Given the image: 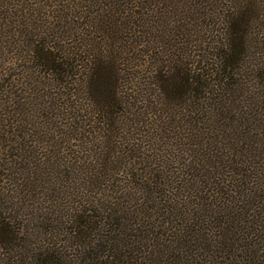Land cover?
Returning a JSON list of instances; mask_svg holds the SVG:
<instances>
[{"label": "trees", "instance_id": "1", "mask_svg": "<svg viewBox=\"0 0 264 264\" xmlns=\"http://www.w3.org/2000/svg\"><path fill=\"white\" fill-rule=\"evenodd\" d=\"M253 1L237 0L222 13L221 41L201 56L192 73L171 67L172 79L165 83L157 79L167 110L174 107L191 114L194 131L202 125V141L193 149L190 163L181 168L156 167V161L143 162L138 157V168L102 166L103 157L109 162V155L130 141L126 136L117 143V135L112 136L123 125L122 113L115 108L119 100L110 92L95 102L92 113L86 112L88 117L83 115L76 84L70 81L77 67L83 68L84 59L90 65L95 59L76 53L55 55L52 50L61 47H44L36 41L34 65L52 76L62 93L67 92L73 121L97 124V131L104 134L100 142L105 152L91 156L98 167L63 172L64 178L77 175L84 180L85 195L79 193L70 200L65 191L52 189L51 246L28 250L22 228L14 227V217L0 216V264H264V187L247 188L251 177L264 181V98L256 99L262 119L247 116L238 121L236 113L242 110L244 114L247 107L239 105L251 100L241 88L244 71L264 88V6L258 10ZM178 56L175 61L184 67L179 52ZM98 75L109 81L113 72L104 65ZM210 111L230 121L214 128L231 142L227 149L205 137L209 129L203 126L211 127ZM75 125L70 134L82 136L85 131ZM135 125L148 126L141 120ZM131 149H124L123 154L138 150Z\"/></svg>", "mask_w": 264, "mask_h": 264}, {"label": "rangeland", "instance_id": "2", "mask_svg": "<svg viewBox=\"0 0 264 264\" xmlns=\"http://www.w3.org/2000/svg\"><path fill=\"white\" fill-rule=\"evenodd\" d=\"M256 1L258 10H262L264 0ZM256 1L252 3L255 7ZM236 2L0 0V216L14 217V227L22 228L28 250L37 252L39 247L51 246L54 186L65 191L70 200L76 194L85 195L84 180L77 175L73 179L70 175L64 178L63 172L98 167L93 163L95 157L91 156L95 154L97 158L105 152L100 142L104 134L97 131V124L73 121L71 100L65 99L67 92L62 93L53 84L52 76L34 65L32 52L39 45L36 41L44 47H61L60 51L52 50L55 55L76 53L95 59L94 65H87L84 59L83 68L77 67V75L70 81L76 84L73 87L85 111L83 115L92 113L95 102L110 92L119 100L115 108L122 113L123 125L112 136L117 135V143L126 136L130 141L127 147L121 144L113 156L105 153L109 155V162L103 157L102 166L114 168L119 164L118 168H138L142 158L143 162L156 161V167L181 168V164L190 163L193 149L202 141V125L198 124L194 131L191 114L176 111L174 107L167 110L161 102L157 79L165 80L162 83L172 79L171 67L190 69L192 73L201 56L221 41L222 13ZM178 52L184 67L175 61L179 59ZM100 56L113 72L109 81L98 75L104 69ZM245 73L249 72L244 71L240 78L241 88L251 100L239 105L247 108L244 114L242 110L236 112L238 121H244L247 116L260 117L262 109L256 99L264 98V88ZM244 92L240 93L241 100ZM214 114L210 111L211 127L203 126L209 129L204 136L226 145L227 149L231 142L224 136L221 138L222 134L214 128L230 121ZM137 120L148 126L135 125ZM74 125L85 133L81 132L83 135L78 137L70 134ZM128 148L138 150L123 154ZM127 161L129 165L125 164ZM251 178L253 181L247 188L257 186L256 191L262 190L264 181L259 183L255 177Z\"/></svg>", "mask_w": 264, "mask_h": 264}]
</instances>
